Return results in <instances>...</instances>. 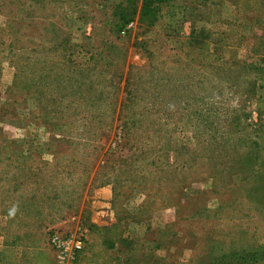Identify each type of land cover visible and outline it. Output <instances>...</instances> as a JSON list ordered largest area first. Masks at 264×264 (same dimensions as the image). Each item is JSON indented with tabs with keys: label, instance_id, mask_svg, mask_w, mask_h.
Wrapping results in <instances>:
<instances>
[{
	"label": "rangeland",
	"instance_id": "1",
	"mask_svg": "<svg viewBox=\"0 0 264 264\" xmlns=\"http://www.w3.org/2000/svg\"><path fill=\"white\" fill-rule=\"evenodd\" d=\"M121 2L0 0V264H264V0Z\"/></svg>",
	"mask_w": 264,
	"mask_h": 264
},
{
	"label": "trees",
	"instance_id": "2",
	"mask_svg": "<svg viewBox=\"0 0 264 264\" xmlns=\"http://www.w3.org/2000/svg\"><path fill=\"white\" fill-rule=\"evenodd\" d=\"M170 1L171 0H122L119 5L113 8L115 13H120L117 14L119 17V24L116 26V30H123L128 24L135 21L138 16L140 22L146 21L149 18L155 20L156 12L158 11L157 6ZM139 2H141L140 8L138 6Z\"/></svg>",
	"mask_w": 264,
	"mask_h": 264
},
{
	"label": "built area",
	"instance_id": "3",
	"mask_svg": "<svg viewBox=\"0 0 264 264\" xmlns=\"http://www.w3.org/2000/svg\"><path fill=\"white\" fill-rule=\"evenodd\" d=\"M48 243L57 264H75L85 248V237L81 232L71 235L51 234Z\"/></svg>",
	"mask_w": 264,
	"mask_h": 264
},
{
	"label": "crops",
	"instance_id": "4",
	"mask_svg": "<svg viewBox=\"0 0 264 264\" xmlns=\"http://www.w3.org/2000/svg\"><path fill=\"white\" fill-rule=\"evenodd\" d=\"M102 193H101V195H99V198H101V199H106V198H108V195L107 194H109L110 195V191L109 190H107V189H105V190H103V191H101ZM107 193V194H106ZM105 204L106 203H103V205L105 206ZM50 248V247H49ZM50 251L52 252V250H51V248H50ZM52 256H53V258L55 259V255H54V253L52 252ZM80 256V255H79ZM56 260V259H55ZM57 262V261H56Z\"/></svg>",
	"mask_w": 264,
	"mask_h": 264
}]
</instances>
